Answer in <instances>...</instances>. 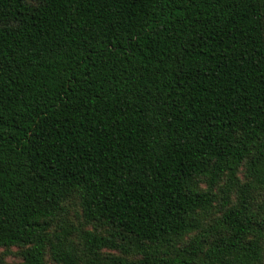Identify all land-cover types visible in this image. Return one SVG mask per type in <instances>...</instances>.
<instances>
[{"label":"trees","instance_id":"obj_1","mask_svg":"<svg viewBox=\"0 0 264 264\" xmlns=\"http://www.w3.org/2000/svg\"><path fill=\"white\" fill-rule=\"evenodd\" d=\"M13 247L20 264H264V0H0Z\"/></svg>","mask_w":264,"mask_h":264},{"label":"rangeland","instance_id":"obj_2","mask_svg":"<svg viewBox=\"0 0 264 264\" xmlns=\"http://www.w3.org/2000/svg\"><path fill=\"white\" fill-rule=\"evenodd\" d=\"M75 207V206H71ZM75 209L70 208L69 216L70 218L74 219L75 217ZM0 255L3 256L4 264H20L22 262V258L19 255V248L13 247L9 250H4L0 248Z\"/></svg>","mask_w":264,"mask_h":264}]
</instances>
